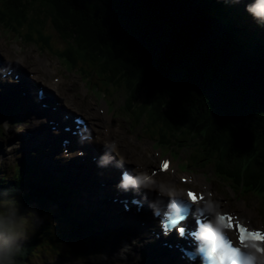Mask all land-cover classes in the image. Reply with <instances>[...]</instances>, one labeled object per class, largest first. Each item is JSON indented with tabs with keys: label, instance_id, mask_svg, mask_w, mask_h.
Instances as JSON below:
<instances>
[{
	"label": "trees",
	"instance_id": "obj_1",
	"mask_svg": "<svg viewBox=\"0 0 264 264\" xmlns=\"http://www.w3.org/2000/svg\"><path fill=\"white\" fill-rule=\"evenodd\" d=\"M1 1L3 10L18 15L20 24L32 17L35 23L56 26L68 38L67 58L76 59L72 64L84 66L87 62L102 80L133 87L130 106L132 100L152 105L155 119L182 130L184 137H190L194 129L197 131L209 121L213 132L201 143V149L209 154L220 150L221 166L229 169L231 161L237 162L256 148L260 152L253 158L256 171L252 175L264 173V110L255 100L242 102L236 97L230 91L229 79L239 80L233 74L252 65L248 82H243L263 94L264 64L250 59L229 42L220 45L216 55L227 64L221 68L223 85L218 84L216 76L220 73L212 67L211 51L220 31L197 10L195 0ZM191 81L200 83L203 90L193 91ZM213 86L220 89L221 97L226 94L218 99L222 107L212 105L213 91L207 93L206 88ZM241 90L248 92L247 87ZM137 109L135 106L130 110ZM232 113L238 127H233ZM1 238L0 264H25L29 244L6 245Z\"/></svg>",
	"mask_w": 264,
	"mask_h": 264
},
{
	"label": "clouds",
	"instance_id": "obj_2",
	"mask_svg": "<svg viewBox=\"0 0 264 264\" xmlns=\"http://www.w3.org/2000/svg\"><path fill=\"white\" fill-rule=\"evenodd\" d=\"M247 10L257 18H264V0H256L254 4L247 6ZM111 150H116L115 144ZM137 181L138 177L124 173L122 186L125 188L139 187L140 184ZM179 195L175 194L173 202L168 205L169 211L176 217L180 211L177 204V201H180ZM186 199L189 202H196L197 197L194 193L188 192ZM200 200H203V196L200 197ZM217 208V205L204 201V211H207L213 219L200 224L194 233L195 240L199 245L198 252L203 255L204 264H264V247L260 243L264 242V234L260 231L249 233L240 229V243L233 247L232 241L227 239L228 235L225 232V229L232 228L231 220H226ZM160 212L161 209H158L156 214L158 215ZM167 224L164 223V226Z\"/></svg>",
	"mask_w": 264,
	"mask_h": 264
},
{
	"label": "rangeland",
	"instance_id": "obj_3",
	"mask_svg": "<svg viewBox=\"0 0 264 264\" xmlns=\"http://www.w3.org/2000/svg\"><path fill=\"white\" fill-rule=\"evenodd\" d=\"M1 2L2 1L0 0V19L3 22H7V21H9L11 16H14L16 14L13 13V12L9 13L7 10H3ZM37 17H38V13H37ZM21 27H22V29H21ZM19 28H20V30H19ZM27 28H30V30H28ZM17 30H19L21 39H17L18 36L16 34H13V33H10V34L8 33L7 34V32H5L4 29L0 26V43L2 45H4L5 48L7 50H9L11 54L23 55V57L26 58L28 61H30L36 68H38V69L40 68V72H42L43 75H46L47 71L42 69V68H45L42 65V60L44 59V56L40 55V53H39V51H38V49L36 47L37 45L34 46L35 44L32 45V44L28 43L27 40H31V38H33V36H36L37 38H40L41 37L40 36L41 31L48 30V31H50L51 34L45 35L44 43L48 44V43H50V41H52V43H54V44H59V45L56 46V49H63L65 47V42H68L66 40L68 38H66L59 31V29L56 26H52L51 23H40V24L39 23H35V21H33L32 17L29 18V19H24V22L18 25ZM24 38L26 40H24ZM50 46L51 45L48 46L47 52L48 51L50 52V49H49ZM57 55L60 58H62L61 55H59V54H57ZM50 57H51L52 62L54 60V63H56L57 68H60L61 70H63V72L66 75L68 74L69 78H71L72 81H74V82H76L78 84L80 83L81 78H79L80 77L79 74H76V73L74 74V71H73V73H72V71H69V72L66 71L67 70L65 68L66 66H64V64L59 60V58L57 59V58H55V56L54 57L50 56ZM74 60H76V59L69 60L68 62L71 65H73L72 61H74ZM47 63H49L48 60H47ZM73 67H74V65H73ZM89 74L91 76H94L91 79L98 80L100 82L99 84H102V81L100 80V78H99V76H98V74H97L95 69H93L92 67L89 68ZM190 83L193 86H197L198 85V82H196V81H193V82H190ZM102 85H104V84H102ZM148 86H150V85H148ZM105 89L107 90L108 87L105 86ZM119 92H120L119 94H113L114 93L113 90H110L109 91V95L113 94V98H115L116 102H117L116 104L117 105L120 104L121 106H123V104L125 103V99L128 97V94L126 95L125 94V90H122V89H120ZM129 98L130 97L127 98L128 102L130 101ZM123 99H124V102L122 103ZM93 106L96 107L95 104H93ZM72 107L74 108L73 105H72ZM218 108H219V106H218ZM137 110H138V113H139V116H140L142 114L141 113V109L138 107ZM96 111H97V109H96ZM97 112H99V111H97ZM110 114H112V113H110ZM128 116L129 115L126 112L124 117L128 118ZM133 116H134V114H133ZM118 117H119V119L121 121L122 118H121V114L119 115V112H118ZM135 117H136V115H135ZM234 118H235L234 114L232 113L231 114V119H234ZM234 120H236V119H234ZM241 122L244 123V121H241ZM121 126L123 127V130L120 133L119 141L123 142V144H125V141L128 140L127 132L129 134H131V135H134V136H138L139 133H140L139 128L133 129V128L130 127L129 123L121 122ZM150 145H151L150 140H147V139L144 140L143 143H142V150L150 152V150H149ZM227 204L231 205L232 203H227ZM20 231L24 232L23 229H21ZM18 234H20V232ZM50 253L53 256H57L58 254H60V250L59 249H52V250H50ZM46 256L48 257L49 255H46ZM49 261L50 262L54 261V264H59V262H60V261L57 260V258H51V259H49ZM65 264H77V262L76 261H71V262H66Z\"/></svg>",
	"mask_w": 264,
	"mask_h": 264
},
{
	"label": "bare ground",
	"instance_id": "obj_4",
	"mask_svg": "<svg viewBox=\"0 0 264 264\" xmlns=\"http://www.w3.org/2000/svg\"><path fill=\"white\" fill-rule=\"evenodd\" d=\"M250 22L252 23V24H254L255 23V20L254 19H251L250 20ZM49 52V51H48ZM23 74V73H22ZM24 75V74H23ZM25 79H28L29 77L27 76V75H24L23 76ZM1 82V81H0ZM30 83H31V88L34 90V92L35 91H37V93L36 94H38V88L35 86V84H34V81L33 80H30ZM8 87H10V86H8ZM16 87H18V86H16ZM2 88H4V86L3 85H1L0 84V90L1 91H3L2 90ZM13 91V89H10V94H11V92ZM16 93V92H15ZM162 95V94H161ZM184 95V94H183ZM164 97V96H163ZM178 97V96H177ZM51 100H54V101H56L55 99L56 98H54V97H51L50 98ZM42 102H46V101H43V100H41ZM128 104H129V102H128ZM130 105V104H129ZM130 112H131V110H129V111H127V113H128V115L130 114ZM131 114H132V116H133V114H134V116L133 117H135V115H136V117H138L139 116V113H138V111L137 112H131ZM194 115V114H193ZM126 118V117H125ZM126 119H128L130 122H132L133 123V120L130 118V116H128V118H126ZM64 120H65V117H64ZM60 121H62L61 119H60ZM42 122V119L40 118V117H33V118H31V120H30V125L32 126V127H36V126H38L40 123ZM62 123H59V125H61ZM80 143V142H79ZM177 143H179V142H177ZM24 144V143H23ZM87 144V147L88 148H90V149H86V151H88L87 153H89L90 152V150H91V152H93V149H91V147H90V143L89 142H87L86 143ZM80 147H82V143H80ZM74 157H76V156H78L77 155V151H75L74 152ZM93 169V168H92ZM93 171H95L94 169H93ZM102 171V170H101ZM109 173H110V171H109ZM174 173H176V171L174 170ZM198 177V176H197ZM163 178H164V175H163ZM168 179H170V177L168 176L167 177ZM199 179H201V178H199ZM170 181V180H169ZM164 182H166V180H162L161 181V183H164ZM134 193H136L137 191L135 190L136 188L135 187H129ZM96 197H97V195L96 194H92V196H91V200L88 202L89 203V207H90V209H92L94 206H95V202H96ZM102 209H107V207H106V204H104V207L102 208ZM95 217V216H94ZM109 221V220H108ZM120 224H122V225H124V222L123 221H121L120 222ZM134 225V224H133ZM149 234V233H148ZM155 240V237H154V239H151V240H149V241H154ZM132 253V251H128V252H126V254L128 255V254H131ZM160 257H161V255L160 254H158ZM147 259L148 260H150V257H149V255L147 254ZM112 261V260H111ZM179 264H183V262H179Z\"/></svg>",
	"mask_w": 264,
	"mask_h": 264
},
{
	"label": "snow or ice",
	"instance_id": "obj_5",
	"mask_svg": "<svg viewBox=\"0 0 264 264\" xmlns=\"http://www.w3.org/2000/svg\"><path fill=\"white\" fill-rule=\"evenodd\" d=\"M162 168L165 169V170H167V168H168V164H166V163L163 164V165H162ZM189 192H190V193H193V192H191V191H189ZM195 195H196V194H195ZM196 197H197V195H196ZM199 200H200V197H199ZM184 202H189V201H177V204H178V206H179L180 209H181V205H182V203H184ZM190 203H192V204H194V205L196 206L197 203H198V197H197L196 202H190ZM190 214H192V215H196V216H199V217L202 218V219H201V222H199V224H202V223H204V222H206V221L211 220V215H209V214H207V213H202V212L200 211V209H198V207H196L195 209L191 210V211H190ZM158 215H160V213H159ZM224 216H225V219H226V220L230 219V220H231V223H232V219H233V218H232L230 215H224ZM182 220H184V217H183V216H180V215H178L175 219H172V220L167 224V226H164L165 234H167V232H168L170 229H172V228L177 224L178 221H182ZM232 227H233V224H232ZM237 227H238V232L240 231V229H244L246 232H249V233H255V232H257V231H251V230H249L247 227L241 225L240 222H239L238 220H237ZM181 230H182V231H181ZM184 231H185V230H184L183 228H180V229H179V232H180L181 235L184 234ZM261 233L264 234V232H261ZM227 239L231 241L230 237H228V236H227ZM232 246H233V245H232ZM233 247H234V246H233Z\"/></svg>",
	"mask_w": 264,
	"mask_h": 264
},
{
	"label": "water",
	"instance_id": "obj_6",
	"mask_svg": "<svg viewBox=\"0 0 264 264\" xmlns=\"http://www.w3.org/2000/svg\"><path fill=\"white\" fill-rule=\"evenodd\" d=\"M260 152V150H258Z\"/></svg>",
	"mask_w": 264,
	"mask_h": 264
}]
</instances>
